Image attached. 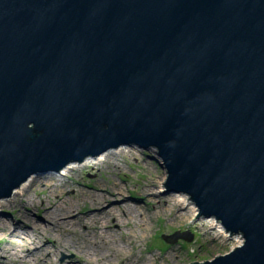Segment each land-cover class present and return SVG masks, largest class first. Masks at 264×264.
I'll return each instance as SVG.
<instances>
[{
	"label": "water",
	"instance_id": "95a60500",
	"mask_svg": "<svg viewBox=\"0 0 264 264\" xmlns=\"http://www.w3.org/2000/svg\"><path fill=\"white\" fill-rule=\"evenodd\" d=\"M121 145L264 264V0H0V199Z\"/></svg>",
	"mask_w": 264,
	"mask_h": 264
},
{
	"label": "rangeland",
	"instance_id": "374dc122",
	"mask_svg": "<svg viewBox=\"0 0 264 264\" xmlns=\"http://www.w3.org/2000/svg\"><path fill=\"white\" fill-rule=\"evenodd\" d=\"M88 157V164H82ZM88 157L76 162L78 166L65 174L40 172L41 182L23 195L13 199L10 196L2 198L5 204L0 205V222L3 220L5 226H0V264H79L76 260L84 261V250L92 243L91 237L98 231L96 228H100V223L94 228V223L86 220L88 230L80 234L84 218L69 222L68 225L73 226L67 228V225L56 221L53 225L45 226L39 217H43L50 208H54L57 213L58 210L63 212L68 205L76 206V212L84 217L93 201V194L98 192L95 188L101 186L112 190L111 200H100V206L110 205L109 208H114L112 214L105 209L101 216H104V224L108 227L105 233L113 235L115 240L127 241L128 232L133 229L132 220L123 213L127 202L137 204V209L145 212L150 229L141 245H136V241L132 243V250L134 256L139 254L142 258L154 254L156 259L151 264L204 262L237 248L233 246V240L241 233L226 231L225 236L219 229L210 227L211 219L217 220L215 217L200 216L199 211L195 215L188 212L178 216L185 211L176 204L170 206L173 202L171 196L177 191H169L166 185L165 193H154L157 191V184L154 183L157 177L164 176L165 183L168 178L156 148L133 146L129 152L110 155L105 162H99L94 156ZM123 186L125 193L118 196L116 192ZM185 194L192 200L189 194ZM117 198H121V201L116 202ZM166 199L168 205L165 204ZM158 207H162L163 211H157ZM117 214L121 217L120 222L115 216ZM52 216L54 214L49 213V219L52 220ZM33 222H36L35 226ZM176 230L191 231L192 240L178 239L168 243L163 239V234H171ZM59 247L60 250L56 252ZM125 258L114 254L109 264H126Z\"/></svg>",
	"mask_w": 264,
	"mask_h": 264
},
{
	"label": "bare ground",
	"instance_id": "6f19581e",
	"mask_svg": "<svg viewBox=\"0 0 264 264\" xmlns=\"http://www.w3.org/2000/svg\"><path fill=\"white\" fill-rule=\"evenodd\" d=\"M132 148L133 146L121 145L117 148H112L107 151H104L93 158L98 160L99 162H105L107 161L110 155L129 152L131 151ZM89 161H90V158L88 157L86 160L82 162V164H88ZM76 164H77L76 162L69 163L62 170H60L59 173L65 174V173H68L69 171L71 172L72 170L76 168V166H78ZM39 175H40L39 173L32 174L25 182H23L19 187L14 189L10 198L13 199L17 196L23 195V193L27 192L32 186H35L38 182H41L42 179ZM154 183L157 184L156 186L157 191L154 192L156 195H161L166 192L164 176L157 177ZM119 185L121 186L120 183ZM95 190H97L98 192H96V194H93V197H92L93 201L91 202V206L89 207L86 216L81 217L79 215L80 212H76V208H77L76 206L68 205L65 211L59 212L58 210V213L55 212L56 210L54 208L47 209V211L43 214V217H39V219L42 220V223L45 226L50 225V224L53 225L54 221H56L58 224L60 223L64 226L67 225L66 227L69 228V226L71 225V224L68 225L69 222L84 218L85 222L82 224L83 230L80 232V234L83 232L86 233L85 231L88 230L87 221L88 222L91 221L92 223H94V226H92L94 228L96 227L97 223H100L99 224L100 228H96L98 229V231L96 232L95 235H93V237H91L92 243H90L89 247H87L84 250L85 260L84 261L76 260V262L79 264H109L114 254H116L119 257L125 256L126 264H151V262H153L156 259L154 254H151L149 256L142 258L141 255L139 256V254L134 256L133 250H132L133 248L132 243L136 241V245L138 246L141 245L146 240L147 232L150 229V225L149 223L147 224L146 219H145V212L140 209H137L138 208L137 204H134V203L131 204L130 202H127L124 205L125 208L123 209V213L126 218L129 217V219L132 220L133 229L132 231L128 232V236L126 237L127 241H122V240L117 241L114 239L113 235H110V234L107 235L105 233V231L107 232L106 228L108 227L104 224V220H103L104 216H101V213L103 210L107 209L108 213L112 214L113 212H115L114 208L112 207L109 208L110 205L100 206V200H103L104 198L111 200L112 190L108 189L105 186L95 188ZM148 190L151 191L152 189L149 188ZM124 191H125V186H123V188L118 190V192L116 193L118 196H122L123 193H125ZM171 197L173 199V202H171L170 206H173V204H176L185 211L183 213L178 214V216H184L188 212H190L192 215H195L196 212L198 211L194 202L190 200L189 197L185 193L175 192L172 194ZM120 199L121 198H117L116 202L121 201ZM112 201L115 202V200H112ZM167 201L168 199H166L165 204L168 205ZM4 204H5V200L1 199L0 205H4ZM159 210L163 211V208L158 207L157 211ZM48 212L49 213L52 212L54 214V216H52V220L49 219ZM115 216H117V219L119 220L118 222H120V218H121L120 215L117 214ZM211 220L212 222L210 224V227L219 229L220 232H222L225 236H227L226 234L227 232L224 226L221 224V222L214 220V219H211ZM2 221L3 220H1L0 222V226L3 227L5 226V223ZM33 223L35 226L36 222H33ZM126 223L128 222H124V224ZM102 227L104 229H101ZM244 241L245 239L242 235L241 236L237 235L236 239L233 240V246L240 247L241 245H243ZM62 243L64 242L62 241ZM59 250H60V247L56 249V252H58Z\"/></svg>",
	"mask_w": 264,
	"mask_h": 264
}]
</instances>
